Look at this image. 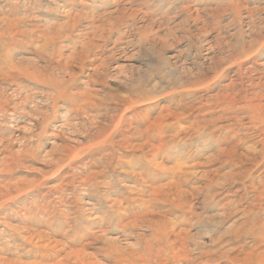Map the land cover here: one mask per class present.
Instances as JSON below:
<instances>
[{
  "label": "rangeland",
  "instance_id": "1",
  "mask_svg": "<svg viewBox=\"0 0 264 264\" xmlns=\"http://www.w3.org/2000/svg\"><path fill=\"white\" fill-rule=\"evenodd\" d=\"M0 264H264V0H0Z\"/></svg>",
  "mask_w": 264,
  "mask_h": 264
},
{
  "label": "bare ground",
  "instance_id": "2",
  "mask_svg": "<svg viewBox=\"0 0 264 264\" xmlns=\"http://www.w3.org/2000/svg\"><path fill=\"white\" fill-rule=\"evenodd\" d=\"M247 136V135H246Z\"/></svg>",
  "mask_w": 264,
  "mask_h": 264
}]
</instances>
